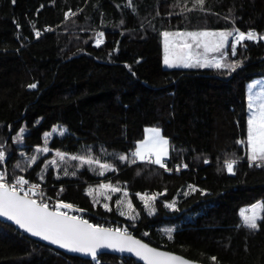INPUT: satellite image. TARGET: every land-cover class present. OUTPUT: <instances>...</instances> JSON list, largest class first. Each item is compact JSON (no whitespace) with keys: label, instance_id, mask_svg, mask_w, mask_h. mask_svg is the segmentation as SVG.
Here are the masks:
<instances>
[{"label":"trees","instance_id":"trees-1","mask_svg":"<svg viewBox=\"0 0 264 264\" xmlns=\"http://www.w3.org/2000/svg\"><path fill=\"white\" fill-rule=\"evenodd\" d=\"M47 28L53 31L37 37ZM237 29L257 39L243 41L234 56L228 48L224 62L238 65L234 71L164 68L165 31ZM260 37L264 0H204L202 7L196 0H0V170L9 182L23 177L55 200L136 224L131 233L152 246L204 264H264V211L256 229L241 217L242 208L264 203V166H251L249 148L238 143L247 141L248 86L264 77ZM148 128L170 142L168 170L133 155ZM44 146L49 151L37 156ZM56 151L66 154L62 169L46 168ZM232 160L239 161L234 175L225 167ZM100 164L113 170L100 175ZM101 184L121 191L109 201L87 195ZM125 191L134 219L115 204ZM145 193L158 194L152 211L137 195ZM0 264L140 263L71 257L0 221Z\"/></svg>","mask_w":264,"mask_h":264},{"label":"snow or ice","instance_id":"snow-or-ice-1","mask_svg":"<svg viewBox=\"0 0 264 264\" xmlns=\"http://www.w3.org/2000/svg\"><path fill=\"white\" fill-rule=\"evenodd\" d=\"M196 3L201 7L204 0H196ZM37 37L40 35L36 33ZM104 33L99 34L96 40V46L103 43ZM164 64L168 67H201V68H228L235 70L238 65L225 63L227 53L224 51L230 48L231 55H236L237 46L242 44L245 40L257 39L256 33L249 31L247 33L241 32L238 29L235 33L231 31L222 32H164ZM229 38L232 43L229 45ZM264 39V37H260ZM195 49H202V52L195 51ZM210 53H219L220 58L211 56ZM30 87H36L31 85ZM249 108L251 115L248 120V135L247 141H238V143H246L250 149L249 159L253 162L264 161V102L253 108L250 102ZM21 134L23 129L20 130ZM22 136H17V140H21ZM37 152L47 153L48 147L37 148ZM56 157L60 162L66 158V154L56 151ZM134 157L138 160H147L148 163L157 164L161 168H166L164 163L168 156V140L161 136L158 129L148 130V138L140 143ZM154 157V159H153ZM70 159H79L82 164L92 165L94 161L91 158L71 156ZM120 159H126L121 156ZM5 160V152L0 151V162ZM36 156L31 157V162L35 163ZM136 160H133L135 163ZM207 162V161H205ZM99 163V161H95ZM236 161H228L225 167L229 174H235L234 166ZM58 166L57 160L48 161L45 165ZM100 175L104 174L105 170H113L108 164H100ZM67 174V172H65ZM74 174V173H73ZM43 179V175L40 176ZM25 185H28L25 190ZM116 193L121 191L119 187H114L111 184H101L99 189L89 188L87 195L93 196L94 191L105 195V199H111V196L105 194V191ZM195 190V189H193ZM63 191V189H61ZM128 193L125 191L124 196ZM144 207L152 211L154 209V202L158 194L149 196L148 194H137ZM33 197H40L35 199ZM96 202V197H94ZM118 204H123L124 201H117ZM105 210L110 211L107 204L103 205ZM166 207L174 208V203L167 204ZM128 212L121 211V215H127L129 219L135 217L132 213L135 211L132 207L131 201L127 202ZM257 209L264 211V204L254 205L251 209L241 213L243 223L251 228L258 227L257 220L262 217L258 214ZM68 210V211H63ZM70 211H81L75 208L70 203L57 201L50 206L49 203L43 201V193L38 184H29V181L23 177L16 178L15 183H9L5 179V175L0 173V217L12 221L19 228L32 236L39 237L51 244L58 245L61 248L67 249L71 252L82 253L90 255L96 259L98 251L101 249H111L118 252H129L134 254L144 264H189V261L166 252L159 251L155 248L149 247L140 240L134 239L128 234L127 230L104 228L95 226L87 220L75 215H70ZM169 233V239H171ZM213 260L215 258H212Z\"/></svg>","mask_w":264,"mask_h":264},{"label":"rangeland","instance_id":"rangeland-1","mask_svg":"<svg viewBox=\"0 0 264 264\" xmlns=\"http://www.w3.org/2000/svg\"><path fill=\"white\" fill-rule=\"evenodd\" d=\"M222 31H230V30H177V31H165V32L174 33V32H222ZM231 32H232V31H231ZM233 33H235V32H233ZM231 42H232V39L229 38V45H230ZM162 47H163V55H164V37H163V35H162ZM193 48H194L195 51H200V52H202V49H195V45L193 46ZM227 50H228V48H226L224 51L227 53ZM209 55H210V57H211V56H216L217 58H220V54H219V53H210ZM163 66H164V68H166V69L184 68V67H168V66H166V65L164 64V62H163ZM250 102L252 103L253 108L257 107L260 103L264 102V77L257 78L256 80H254L252 83L249 84V86H248V105L250 104ZM250 115H251V111H250V108H249V117H250ZM22 129H23V133L21 134V132H19V133L17 134V136H18V135H19V136H22L21 140L18 141V140H17V136H16L15 139H14L15 143L18 144V145H24V136H25V134H26L27 131H26V128H25V127H23ZM150 129H157V128H148V129L146 130V137H145L144 140H146V139L148 138V130H150ZM158 130H159V129H158ZM159 131H160V130H159ZM160 133H161V131H160ZM52 136H53V133H52V132H48V133H46V135H45V141L48 142L49 139L52 138ZM161 136H162V134H161ZM162 137H163V136H162ZM163 138H165V137H163ZM165 139H167V138H165ZM144 140H143V141H144ZM167 140H168V139H167ZM143 141H142V142H143ZM142 142H140V143H142ZM140 143H139V144H140ZM139 144H138V145H139ZM44 147H45V146H44ZM41 148H43V147H41ZM170 151H171V147H170V142H169V140H168V156H167L165 159L169 158V156H170ZM36 153H37V154H36L37 156H38V155L45 154V153H43V152H36ZM250 154H251V153H250V149H249V155H250ZM27 159L31 161V157H27ZM53 159H56V160H57V164H59V166H55V167H56L57 169H62L63 166L61 165V162L59 161L58 157L54 156V157L51 158V160H53ZM153 159H154V157H153ZM140 161H141V160H140ZM144 161L146 162V160H144ZM144 161H142V162H144ZM151 164H152V163H151ZM153 165H157V164H153ZM157 166H159V165H157ZM0 173H2L1 170H0ZM104 191H105V194H106V195L112 197V195H113L112 192L107 191V190H104ZM97 196L100 197V198H101L102 196L105 197V195L100 194L99 192H97ZM107 200L109 201V199H107ZM118 200H120V201H124V203H123V204H118V203H117ZM118 200L115 202V204H116V206L118 207L119 211H120V212H121V211L128 212L127 202L130 201V200H129L127 197H125V196H122V198H120V199H118ZM131 204H132V203H131ZM143 204H144V203H143ZM258 204H264V203H263V201H259V202L255 203L254 205H258ZM254 205L246 206V207L242 208L241 213L244 212V211H246V210L251 209ZM132 207H133V205H132ZM257 211H258V214L262 217V213H263V211H261L260 209H257ZM124 216H127V215H124ZM127 217H128V216H127ZM241 217H242V216H241ZM259 220H260V219L257 220V223H258Z\"/></svg>","mask_w":264,"mask_h":264},{"label":"built area","instance_id":"built-area-1","mask_svg":"<svg viewBox=\"0 0 264 264\" xmlns=\"http://www.w3.org/2000/svg\"><path fill=\"white\" fill-rule=\"evenodd\" d=\"M51 31H53L50 28H47L44 32L38 31L40 33V36H42L43 34L46 33H50ZM37 33V32H36ZM147 162V160H146ZM239 161H236L235 164H237ZM148 163V162H147ZM249 163L251 166L253 167H257V168H261L264 166V161H251L249 160ZM151 164V163H150ZM7 182H9L8 180H6ZM29 181V180H28ZM9 183H15V182H9ZM29 184H36L34 182L29 181ZM40 187L41 192L43 193V201L49 203L50 206L54 205L57 201H62V200H55L51 197H48L44 194V187L40 184H38ZM28 185H25V190H27ZM35 199H41L40 197H33ZM65 202V201H62ZM68 203V202H65ZM71 204V203H70ZM73 205V204H72ZM75 208L80 209L81 211H70L69 214L70 215H75L78 216L80 218H83L87 221L92 222L94 225L100 226V227H104V228H111V229H120V230H127L128 233H131L134 229H136L137 225L136 224H131L129 222L123 221V220H119V219H114V218H108V217H101L99 215H96L94 213H90L82 208H79L75 205H73ZM63 211H68V210H63Z\"/></svg>","mask_w":264,"mask_h":264},{"label":"water","instance_id":"water-1","mask_svg":"<svg viewBox=\"0 0 264 264\" xmlns=\"http://www.w3.org/2000/svg\"><path fill=\"white\" fill-rule=\"evenodd\" d=\"M83 219V218H82ZM0 221H3V222H6V223H9L11 225H13L14 227H16L19 231H21L22 233H24L26 236L30 237L31 239H33L34 241H37L41 244H44L46 246H49V247H52L54 248L55 250L61 252V253H64L68 256H71V257H79V258H82V259H85V260H96L98 259L100 256L102 255H113V256H119V257H125V258H130V259H134L135 261L139 262L140 264H144V262L142 260H140L138 257H136L134 254L132 253H129V252H118V251H113L111 249H101L98 251V254H97V257L96 259H93L90 255H85V254H82V253H77V252H71V251H68L67 249H64V248H61L59 247L58 245H55V244H51L50 242L48 241H45L39 237H36V236H32L30 233L28 232H25L23 229L19 228L17 225H15L12 221H9L7 220L6 218H3V217H0ZM89 223L93 224L92 222L88 221ZM94 225V224H93ZM97 226V225H95ZM129 235H131L134 239H137V240H140L142 243H145L147 244L149 247H152V248H155L159 251H162V252H166V253H169V254H172V255H175V256H179L187 261H189V264H204V263H201L199 261H196V260H192V259H189L187 257H185L184 255H181V254H178V253H175V252H172V251H168V250H165V249H161V248H158V247H155V246H152L150 245L149 243H147L146 241L140 239L139 237H137L135 234L133 233H128Z\"/></svg>","mask_w":264,"mask_h":264},{"label":"crops","instance_id":"crops-1","mask_svg":"<svg viewBox=\"0 0 264 264\" xmlns=\"http://www.w3.org/2000/svg\"><path fill=\"white\" fill-rule=\"evenodd\" d=\"M163 60H164V55H163ZM167 160H168V158L164 160V163H165Z\"/></svg>","mask_w":264,"mask_h":264}]
</instances>
